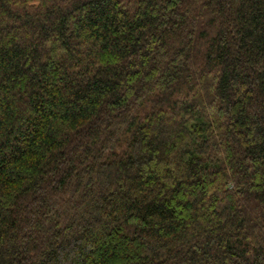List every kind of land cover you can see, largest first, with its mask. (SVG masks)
<instances>
[{
	"label": "trees",
	"instance_id": "obj_1",
	"mask_svg": "<svg viewBox=\"0 0 264 264\" xmlns=\"http://www.w3.org/2000/svg\"><path fill=\"white\" fill-rule=\"evenodd\" d=\"M0 264H264V0H0Z\"/></svg>",
	"mask_w": 264,
	"mask_h": 264
}]
</instances>
